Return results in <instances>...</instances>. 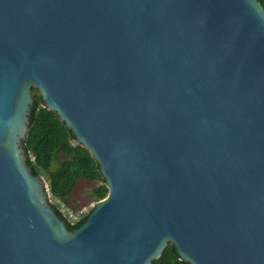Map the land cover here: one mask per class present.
I'll return each mask as SVG.
<instances>
[{
    "label": "water",
    "instance_id": "water-1",
    "mask_svg": "<svg viewBox=\"0 0 264 264\" xmlns=\"http://www.w3.org/2000/svg\"><path fill=\"white\" fill-rule=\"evenodd\" d=\"M37 88L108 193L70 229L28 163ZM264 264L259 0H0V264Z\"/></svg>",
    "mask_w": 264,
    "mask_h": 264
},
{
    "label": "trees",
    "instance_id": "trees-1",
    "mask_svg": "<svg viewBox=\"0 0 264 264\" xmlns=\"http://www.w3.org/2000/svg\"><path fill=\"white\" fill-rule=\"evenodd\" d=\"M264 6V0H259ZM34 103L31 108V123L23 145L28 155V163L34 173L46 174L50 193L62 200L66 199L76 178L98 179L93 189L96 201L105 197L108 188L93 155L76 142L75 135L58 114L44 106L37 88L33 89ZM62 157V158H61ZM56 163V167L53 165ZM55 205V204H54ZM58 213L61 211L55 206ZM89 214V213H88ZM71 224L70 229L80 226L88 217ZM151 264H192L180 258L173 243H169L162 254Z\"/></svg>",
    "mask_w": 264,
    "mask_h": 264
},
{
    "label": "rangeland",
    "instance_id": "rangeland-1",
    "mask_svg": "<svg viewBox=\"0 0 264 264\" xmlns=\"http://www.w3.org/2000/svg\"><path fill=\"white\" fill-rule=\"evenodd\" d=\"M55 167L56 163L53 165V168ZM41 175H43L46 181L48 182L47 175ZM97 183L98 179H84L81 177L76 178L71 188L69 196L66 199L62 200L63 203L71 209H79L83 206L91 207V205L96 203V198L93 195V189L97 185ZM49 199L50 201H52V203L54 202L59 205L56 198L50 192Z\"/></svg>",
    "mask_w": 264,
    "mask_h": 264
},
{
    "label": "built area",
    "instance_id": "built-area-1",
    "mask_svg": "<svg viewBox=\"0 0 264 264\" xmlns=\"http://www.w3.org/2000/svg\"><path fill=\"white\" fill-rule=\"evenodd\" d=\"M48 190H50L49 186H48ZM56 200L59 203V205L54 203V202H53V204H55V206H57V208L63 214V217L66 218L67 221H69L71 224H76V223L80 222L82 219H84L85 216L90 212L91 208L94 206V204H93V205H91V207L83 206V207H80L79 209H71L63 203L62 199L56 198Z\"/></svg>",
    "mask_w": 264,
    "mask_h": 264
}]
</instances>
